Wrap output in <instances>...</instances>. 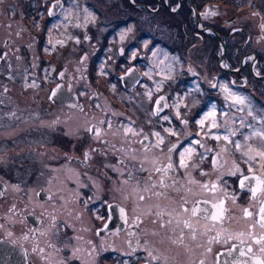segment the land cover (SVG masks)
Listing matches in <instances>:
<instances>
[{
	"label": "flooded vegetation",
	"instance_id": "af4514ba",
	"mask_svg": "<svg viewBox=\"0 0 264 264\" xmlns=\"http://www.w3.org/2000/svg\"><path fill=\"white\" fill-rule=\"evenodd\" d=\"M108 4L0 0V264H264L263 15ZM221 200V221L192 215Z\"/></svg>",
	"mask_w": 264,
	"mask_h": 264
},
{
	"label": "snow or ice",
	"instance_id": "6c2138e0",
	"mask_svg": "<svg viewBox=\"0 0 264 264\" xmlns=\"http://www.w3.org/2000/svg\"><path fill=\"white\" fill-rule=\"evenodd\" d=\"M133 2H134V0H133ZM173 11H175L176 9H172ZM212 14H214V13H212ZM62 75V74H61ZM32 86H35L34 84L32 85ZM148 95H149V98L151 97V93L149 92L148 93ZM164 99V97H161L160 98V100H163ZM239 102L240 103H243V100L241 99V100H239ZM160 103V101H157V104H159ZM165 107H167V105H165ZM176 115L177 116H179V111H177V113H176ZM164 119L165 120H168L169 118L167 117V116H165L164 117ZM182 123H187V121H182ZM197 123L198 124H200L201 125V127H203V124H204V121L203 120H200V121H197ZM111 125L109 124V127H110ZM213 127L215 126V124H213L212 125ZM90 131H91V129H89ZM124 131H125V134H127V133H129V132H131L133 135H135V134H137V133H135V131L132 129V128H130V127H127V128H125L124 129ZM165 131H167V132H169L171 135H173V136H175V135H177V133L174 131V130H171V129H165ZM97 134H98V130H97ZM153 135L154 136H156L157 137V144L155 145L156 147H159V145L160 144H163L164 143V138L162 137V136H160V133H158V132H156V133H153ZM260 135L261 136H264V132H262V133H260ZM216 139H219L220 137H215ZM147 139V137H145V140ZM225 139H228V137H225ZM236 148L237 149H240V144L239 143H237L236 145ZM145 147H147V145H145ZM176 147H177V145H172V147H170L169 149H168V152L169 153H171L174 149H176ZM192 151H193V149L192 148H187V149H185L183 152H180V167H187V165H186V163H185V160H184V157H185V154L187 153V154H191L192 153ZM246 155H247V153H245ZM87 153H85V156L87 157ZM256 155L257 156H259L261 159H264V151H260V152H257L256 153ZM254 157H249V159H253ZM215 163V162H214ZM173 166H172V164L171 163H169L168 165H167V167L166 168H163V169H160V168H157L156 169V171L157 172H167L168 171V169H171ZM237 171H239V169L237 168ZM249 171H251V168L249 169ZM249 179V177H244V179L243 180H241L240 181V186L243 188L244 187V181L245 180H248ZM251 179H254L256 182H257V187H254L253 189H252V195L253 196H255L256 195V193H257V191H264V178H262L261 176H255V175H253L252 177H251ZM163 181H160V184L161 185H163ZM195 183V182H194ZM200 187L202 188V189H204L205 191H212V192H215L216 191V185L213 183L211 186H209V184H207V183H205V184H202V185H200ZM158 195H162L163 193H157ZM140 199L141 200H143L144 199V197L143 196H141L140 197ZM234 199V198H233ZM185 203H187V201H185ZM199 201H197L196 202V205L191 209V211H192V215H197L198 213H201V214H203L204 215V218L205 219H211L212 221H221L222 220V218H223V215H224V212L226 211V209H224L223 208V200H221L220 201V203L219 204H213L212 205V207H213V209H216V211H212V212H210L208 209H201L200 207H199ZM205 203H209L208 201H205ZM185 212H187L188 211V209L187 208H184L183 209ZM120 211H121V213L123 214V212H124V209H120ZM260 211H261V213H264V207H261V209H260ZM244 214H245V216H250L251 215V213L247 210V209H245L244 210ZM261 220L262 221H264V215H262L261 216ZM170 222V221H169ZM185 223V227H189V228H191V225L187 222V221H185L184 222ZM193 238H195L194 236H193ZM257 242H259V241H257ZM249 251H250V249H249ZM262 251H264V250H262ZM153 259H155V257H153Z\"/></svg>",
	"mask_w": 264,
	"mask_h": 264
},
{
	"label": "rangeland",
	"instance_id": "374dc122",
	"mask_svg": "<svg viewBox=\"0 0 264 264\" xmlns=\"http://www.w3.org/2000/svg\"><path fill=\"white\" fill-rule=\"evenodd\" d=\"M114 1L115 0H98V7H101V6L106 7L105 3H109L108 8L110 9V11L109 12L106 11L105 13H109V16H113V18L117 20H120V19L128 20V18H131L130 16H135L134 12L131 10H126L125 6L119 5L115 7L114 5H111V4H114ZM210 1L211 2L216 1L219 3V5L222 3L224 5L223 7H225L228 11H229V8L230 9L235 8L237 5L240 4L241 11L239 10V14L242 20H246V19L250 20V8L252 10L259 11L263 15V18H264V0H253L254 2L252 3V5L250 4V0H210ZM115 4H119V3H115ZM122 8H124L123 10L126 13L123 10H121ZM134 20L136 22L138 19H134ZM257 33H259V28L257 29ZM103 96L104 98H107V93L105 91H104ZM38 162L40 164L39 165L40 167L34 166V168H44V166L40 163L41 159H38ZM17 165L18 163L14 161L12 157L3 156L2 161L0 162V168H6L5 171H8L7 168H18Z\"/></svg>",
	"mask_w": 264,
	"mask_h": 264
}]
</instances>
